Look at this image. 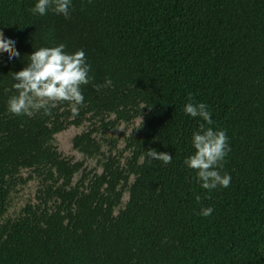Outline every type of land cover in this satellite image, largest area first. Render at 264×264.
<instances>
[{
    "label": "trees",
    "instance_id": "16d2710c",
    "mask_svg": "<svg viewBox=\"0 0 264 264\" xmlns=\"http://www.w3.org/2000/svg\"><path fill=\"white\" fill-rule=\"evenodd\" d=\"M36 2L0 0L20 52L0 53V264H264V0H71L69 18ZM61 43L93 77L76 114L10 113L12 73ZM189 96L211 125L185 113ZM202 124L229 138L227 188H202L184 164ZM71 126L77 161L56 141Z\"/></svg>",
    "mask_w": 264,
    "mask_h": 264
},
{
    "label": "clouds",
    "instance_id": "9594fccd",
    "mask_svg": "<svg viewBox=\"0 0 264 264\" xmlns=\"http://www.w3.org/2000/svg\"><path fill=\"white\" fill-rule=\"evenodd\" d=\"M70 8L71 0H37L29 11L43 16L51 10L69 18ZM15 44V40L5 38L3 31H0V53L7 52L10 60L20 56ZM89 72L90 65L86 62L82 49L68 53L62 43L53 47L35 48L29 56V63L22 70L12 73L15 81L12 89L15 93L8 98V111L14 115L32 116L43 110L48 115L58 103L67 102L75 115L76 106L81 105L84 100L81 86L93 81ZM110 85L111 80L108 79L104 85L93 86L99 91ZM184 111L192 117H201L209 125L213 123L208 106L202 102H193L191 96L184 105ZM200 129L192 134L195 152L185 158L184 164L196 171L202 188L209 191L217 187L227 188L230 186L231 176L227 173L222 175L220 169L223 168L224 158L231 151L229 138L225 130H214L212 127L205 129L203 124ZM146 155L165 164L172 160L169 153L154 148L147 149ZM196 199L199 201L200 197L197 196ZM213 211L212 207H205L199 214L211 216Z\"/></svg>",
    "mask_w": 264,
    "mask_h": 264
},
{
    "label": "rangeland",
    "instance_id": "374dc122",
    "mask_svg": "<svg viewBox=\"0 0 264 264\" xmlns=\"http://www.w3.org/2000/svg\"><path fill=\"white\" fill-rule=\"evenodd\" d=\"M82 130H83V127L71 126L67 130L57 134V136H56V141H57V145H58L60 152L64 156L70 157L73 161H77V160L82 159V155L79 152H77L76 150H74L72 148V145H71L72 138L75 135L79 134ZM129 130H130L129 126L127 128H125V125L122 124L117 129V131L115 132V137L118 138L117 149L123 150L124 155L127 154V151L124 150L125 141H124L123 135L121 133H124L127 135L129 133ZM88 164L90 166H95V161L90 160L88 162ZM33 193H34V186H31V196L33 195Z\"/></svg>",
    "mask_w": 264,
    "mask_h": 264
}]
</instances>
